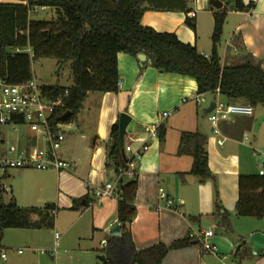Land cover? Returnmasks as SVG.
<instances>
[{
  "label": "crops",
  "instance_id": "crops-1",
  "mask_svg": "<svg viewBox=\"0 0 264 264\" xmlns=\"http://www.w3.org/2000/svg\"><path fill=\"white\" fill-rule=\"evenodd\" d=\"M1 1L25 3L19 0ZM187 2L190 7L188 12L148 8L141 22L161 32H174L182 41L196 45L200 53L208 56L212 49L213 14L225 8L226 18L219 43L222 65L251 62L264 70V0H244L245 4H253L248 10L236 9L234 0H221V8L214 7L211 0ZM187 16L195 18L196 30L187 25ZM118 70L119 91H89L73 125L64 129L65 140L58 156L75 163L73 168L61 171L9 169L12 171L0 175L1 182L5 177L14 179L7 187L8 200L13 196L23 207L43 208L50 204L48 212L55 215L51 226L54 229V246L56 226L60 225V217L65 213L71 220L64 226L65 232L69 233L79 224L77 237L84 238L88 229V234L92 233L91 244L99 242L103 251L106 235L117 227L119 197L99 198L94 194V188L106 181H115L106 167L108 147L105 142L113 143L114 124H119L120 114L126 112L131 119L123 138L124 148L131 145L137 149L142 143L149 145V149L134 163L135 176H124L125 181L134 177L138 180L135 196L137 212L130 223L135 246L141 249L158 242L169 244L190 235L194 238L192 243L187 247L171 249L164 258L165 264H221L224 254L239 264H264V218L238 216L236 213L239 176L251 174L246 171L251 165L248 157L264 160V138L248 135L263 116L258 128H255L260 131L264 125V112L255 114L254 110L252 115L239 114L222 120L219 128L225 141L220 145L217 143L219 136L213 133L208 119V108L212 101L228 102L225 96L218 91L198 93L194 79L158 70L147 54L146 59L141 60L138 55L120 52ZM197 95H200L201 101L195 99ZM207 95L210 98L206 100L204 96ZM204 102L206 105L203 107ZM256 107L258 105L254 109ZM161 111H167L169 115L163 118ZM153 121H160L164 127L162 139L149 135L148 125ZM182 131H199L206 136L209 167L215 175V183L211 180L201 182L189 173L193 157L177 153ZM96 137L104 143L93 145ZM1 139L0 148H4L6 140L3 131ZM36 144L35 136L24 131L7 145L23 149ZM125 153L126 158L133 155V152ZM214 184L218 189L220 210L214 202ZM160 189L174 201L173 205H168L167 199L160 195ZM4 195L0 191V203L7 202L3 201ZM225 213L229 225L222 224ZM32 218L37 220L39 215L33 214ZM111 223L114 224L112 228ZM42 228L49 227L19 228L23 229L17 232L23 241L19 243H12L5 237L9 233L6 229L0 232V264H34V254H48L55 258L58 252L54 255L48 251L42 253L44 248L36 245L39 243L37 231ZM206 230H213L209 240L217 245V254L201 251L200 237ZM21 244H26V247L23 249ZM94 246L91 249L98 250ZM25 249L30 251L29 254ZM3 253L6 257H2ZM25 254L26 257L21 259Z\"/></svg>",
  "mask_w": 264,
  "mask_h": 264
},
{
  "label": "trees",
  "instance_id": "trees-1",
  "mask_svg": "<svg viewBox=\"0 0 264 264\" xmlns=\"http://www.w3.org/2000/svg\"><path fill=\"white\" fill-rule=\"evenodd\" d=\"M25 3L3 2L0 0V78L8 83L29 80L32 74V60L54 57L58 65L70 62L73 83L67 86L45 84L48 92L60 95L66 88L69 94L64 98L63 110L71 115L57 121L74 120L83 106L89 91H119L118 54L120 52L137 56L147 54L151 64L162 72H173L194 79L197 92L216 93L225 96L228 102L242 101L252 106L264 105V70L251 62L239 65H222L219 43L226 18L225 8L214 12L211 53H200L196 45L182 41L174 32H161L141 22L144 11L155 10L190 11L187 0H19ZM238 10H248L253 4L234 0ZM34 6L54 9L57 17L51 20H32L29 10ZM186 23L196 30L195 18L187 16ZM30 48L32 55L22 51ZM118 123L112 130V142L108 147L106 167L113 179L123 166L121 147L118 144ZM160 125L159 137H164ZM0 126V142H1ZM104 143L98 137L92 144ZM207 138L199 131H182L178 154L193 157L190 174L199 181L211 180L215 175L209 167L206 148ZM125 161V160H124ZM264 167V164L262 165ZM118 185L119 202L117 218L119 233L106 235L103 255L104 264H165L164 258L171 249L189 246L193 237L188 235L171 243L158 242L138 249L133 241L130 223L137 208L135 196L138 188L136 177ZM239 198L236 203L238 216L264 218V174L251 173L239 176ZM0 191L7 193L6 188ZM214 202L221 209L219 194L214 184ZM51 205L43 208L23 207L12 196L6 203H0V232L5 228L51 227L54 213ZM39 215L33 220L32 215ZM223 225H229L227 213Z\"/></svg>",
  "mask_w": 264,
  "mask_h": 264
},
{
  "label": "built area",
  "instance_id": "built-area-1",
  "mask_svg": "<svg viewBox=\"0 0 264 264\" xmlns=\"http://www.w3.org/2000/svg\"><path fill=\"white\" fill-rule=\"evenodd\" d=\"M39 8L44 9L46 6H34L30 8L29 12H37ZM44 85L35 76L21 83H8L0 78V126H11L15 131L32 133L38 142L36 145L23 149L16 148L14 145H6L5 149L0 148L1 175L5 174L9 169H55L61 171L73 168L75 165V163L58 156V150L65 140L64 128L71 127L74 123V120H56L59 113H65V110H63L65 105L64 98L68 96L69 89L66 88L62 94L55 96L45 90ZM195 99L201 101L200 95L195 96ZM184 101H186V98H184ZM253 113L254 106L249 103L216 100L208 119L212 125L213 133L219 136L217 143L222 145L225 141V137L219 128L222 120L231 119L239 114L252 115ZM160 115L164 118L169 115V112L161 111ZM160 125V121L151 122L148 125L149 135L159 137ZM148 149L149 145L146 143H142L137 149L127 145L125 151L133 152V155L126 158L124 165L119 167V175L115 181L109 180L95 187L94 194L99 198L105 196L119 197V177L123 175L135 176L133 171L134 163ZM260 174H264V169L260 170ZM0 187L7 189V186L1 180ZM160 195L167 199L168 205H173L174 201L167 198L163 189H160ZM119 224L120 222L117 220L116 226ZM110 227H114V224L111 223ZM111 232L114 233V230ZM213 234V230H206L204 236L200 237L202 253H218L217 245L209 240V237L213 236ZM60 238L61 234L56 230L54 248L51 250L42 249L41 252L45 253L48 251L52 255L56 254ZM105 244L106 238L103 242V245ZM19 252H22V250H19ZM2 257H6V253H3ZM221 264L239 263L229 259L224 254L221 257Z\"/></svg>",
  "mask_w": 264,
  "mask_h": 264
},
{
  "label": "rangeland",
  "instance_id": "rangeland-1",
  "mask_svg": "<svg viewBox=\"0 0 264 264\" xmlns=\"http://www.w3.org/2000/svg\"><path fill=\"white\" fill-rule=\"evenodd\" d=\"M52 9H38L37 12H30L29 18L32 20H51L56 19L57 15L56 13H53ZM51 17V18H49ZM226 37V33L223 35L222 42H224V39ZM22 51L28 52L30 55H32V51L30 48H24ZM32 74L33 76L37 77L38 80L43 84H59L61 86H70V84L73 83V77L71 74V66L70 62H67L63 64L62 66L58 65V59L54 57H41L38 59L32 60ZM145 69V68H144ZM210 95L204 96L207 99H209ZM242 102V101H240ZM206 105V102L202 104L204 107ZM202 113H204V110L201 108ZM255 114L259 112H264V106L262 104L258 105L255 109ZM66 129V128H64ZM1 130L3 131V137L6 140V145L8 143H12L15 140V137L19 135V130L15 131L11 126H1ZM172 133V132H171ZM248 135L250 137L257 136L259 138H264V125L260 129V131H257L255 129V126L253 125L250 129V132H248ZM15 155V154H13ZM248 161L251 163V165L246 168L247 172L256 173L259 172L260 168H264L263 166H260V163H263L264 160L258 161L257 158H254L253 160L248 157ZM12 171V170H9ZM0 170V175H1ZM14 179L12 177H5L2 179V182L9 187L10 184H12V181ZM21 185V184H20ZM3 201H8V194L5 193L3 197ZM70 217L67 216L65 213L61 215L59 220V226H56V230L60 232L61 239L59 240V245L57 247V256L55 258H51L48 254L44 255H36L34 254V264H104L103 251L102 246H100L99 242H94V244H91L92 241V233H89V230H86V236L82 239L78 238L76 235V230L79 227V224L71 229L69 233L65 232L64 226L69 223ZM48 227V226H47ZM6 233L5 237L8 238L12 243H19L18 241H22L20 239V235L17 232H22L18 230H23L19 228H5ZM12 232V233H11ZM26 232V231H25ZM38 242L36 245L39 248L44 249H51L54 247L53 244V235H54V229L49 228H42L38 231ZM89 235V236H88ZM7 240V239H6ZM44 240V241H43ZM95 245L94 247H98V250L91 249V247ZM21 247L24 249L26 247V244H21ZM100 247V248H99ZM26 254H29L30 251L25 249ZM26 254L21 256V259H24L26 257Z\"/></svg>",
  "mask_w": 264,
  "mask_h": 264
},
{
  "label": "water",
  "instance_id": "water-1",
  "mask_svg": "<svg viewBox=\"0 0 264 264\" xmlns=\"http://www.w3.org/2000/svg\"><path fill=\"white\" fill-rule=\"evenodd\" d=\"M211 3L214 7L216 8H221L222 7V2L221 0H211ZM138 57L141 59V60H145L146 59V54L145 53H139L138 54ZM215 106V101H212L208 110L211 111ZM71 115V111L70 110H67L63 115H62V119H66L67 117H69ZM130 116L126 113V112H122L120 114V118H119V124H118V144L119 146L121 147V155H122V162H124V160L126 159V153H125V148H124V142H123V138H124V135L126 134V131H127V125H128V122L130 120ZM263 119V116H261L256 124H255V128L257 129L261 120ZM122 179L120 180V182L122 183ZM119 233V227L117 226L115 229H114V234H118ZM102 258L104 259V262L107 261L105 255L102 256Z\"/></svg>",
  "mask_w": 264,
  "mask_h": 264
}]
</instances>
